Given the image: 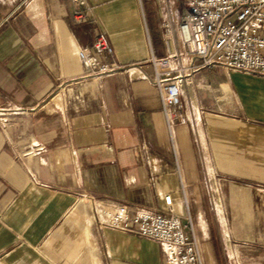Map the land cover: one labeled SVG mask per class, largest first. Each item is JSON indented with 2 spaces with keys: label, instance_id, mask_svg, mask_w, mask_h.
<instances>
[{
  "label": "crops",
  "instance_id": "0c3cea01",
  "mask_svg": "<svg viewBox=\"0 0 264 264\" xmlns=\"http://www.w3.org/2000/svg\"><path fill=\"white\" fill-rule=\"evenodd\" d=\"M88 2L80 25L69 0H0V264H166L105 223L121 204L189 216L203 264H264V77L200 67L173 0ZM99 32L123 70L81 79ZM152 56L182 69L169 128Z\"/></svg>",
  "mask_w": 264,
  "mask_h": 264
},
{
  "label": "built area",
  "instance_id": "2783aa9c",
  "mask_svg": "<svg viewBox=\"0 0 264 264\" xmlns=\"http://www.w3.org/2000/svg\"><path fill=\"white\" fill-rule=\"evenodd\" d=\"M72 19L87 24L93 17L88 0H69ZM165 3L166 0H160ZM178 17V34L186 52L200 67L219 66L226 71L264 77V0H173ZM171 34L168 22L161 25ZM84 69L81 79H99L123 70L114 58L106 36L96 34L90 47L77 54ZM172 57L148 62L166 125L180 111L182 69L173 67ZM167 206L170 196L163 197ZM105 223L114 229L134 232L158 243L166 264H203L189 216L131 212L127 205L101 211Z\"/></svg>",
  "mask_w": 264,
  "mask_h": 264
},
{
  "label": "rangeland",
  "instance_id": "374dc122",
  "mask_svg": "<svg viewBox=\"0 0 264 264\" xmlns=\"http://www.w3.org/2000/svg\"><path fill=\"white\" fill-rule=\"evenodd\" d=\"M11 122V120H9V119H6V120H0V127L1 128H5L6 126H7V124H9ZM12 154H13V156L16 154V153H13L12 152ZM16 157L18 158V156L16 155Z\"/></svg>",
  "mask_w": 264,
  "mask_h": 264
}]
</instances>
